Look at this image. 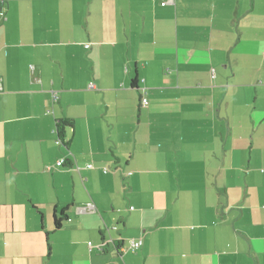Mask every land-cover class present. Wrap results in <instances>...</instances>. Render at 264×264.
<instances>
[{"label":"crops","instance_id":"1","mask_svg":"<svg viewBox=\"0 0 264 264\" xmlns=\"http://www.w3.org/2000/svg\"><path fill=\"white\" fill-rule=\"evenodd\" d=\"M0 3V264H264V0Z\"/></svg>","mask_w":264,"mask_h":264},{"label":"built area","instance_id":"2","mask_svg":"<svg viewBox=\"0 0 264 264\" xmlns=\"http://www.w3.org/2000/svg\"><path fill=\"white\" fill-rule=\"evenodd\" d=\"M164 4H165V2H164ZM5 12H6V7L0 3V20L3 19V18L5 17ZM89 88H91V89L96 88V85H95L94 83H91V84H89ZM2 90H3V85H2V83H1V78H0V91H2ZM146 94H147V92H146L145 90H143V96H142V100H141V101L143 102L144 105H147V104H148V99H147V97H146ZM55 98L57 99L56 94H55ZM57 143H58V144H61V140L58 139V140H57ZM64 163H65V159H60V160L57 162L56 165H57V166H63ZM87 166L90 167V168H92V164H88ZM105 172H106V170H105ZM89 244L91 245V242H89ZM141 245H142V240H136V241H133V242L131 243V249H132L133 251H135V250H137Z\"/></svg>","mask_w":264,"mask_h":264},{"label":"trees","instance_id":"3","mask_svg":"<svg viewBox=\"0 0 264 264\" xmlns=\"http://www.w3.org/2000/svg\"><path fill=\"white\" fill-rule=\"evenodd\" d=\"M133 84H136V80H134ZM70 126L66 121H61V123L58 124V132L60 135V138L65 135V127ZM67 215L65 214V210H62L61 217L55 219V227L58 229L61 227L62 222L66 219Z\"/></svg>","mask_w":264,"mask_h":264}]
</instances>
